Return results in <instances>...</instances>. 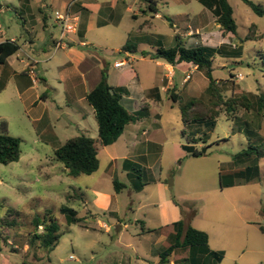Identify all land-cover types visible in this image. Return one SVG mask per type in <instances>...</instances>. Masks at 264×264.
Masks as SVG:
<instances>
[{"label": "rangeland", "instance_id": "obj_1", "mask_svg": "<svg viewBox=\"0 0 264 264\" xmlns=\"http://www.w3.org/2000/svg\"><path fill=\"white\" fill-rule=\"evenodd\" d=\"M50 1L30 0L26 11L21 6V0H0V23L4 29L10 28L19 34L25 20H28V13L41 20L43 15L39 7L43 3L42 8H46L49 23L52 25L54 11L60 7L51 6ZM157 1L162 18L152 19L153 28L149 33L137 38L133 36L128 42L125 30L136 27L142 19L134 21L132 18H123L120 24L112 23L93 29L89 34V45L82 47L93 51V59L95 53L105 56L108 67L103 69L111 83L129 87L130 94L127 96L130 98L124 102L129 110L139 109L144 105L142 99L145 89L157 85L161 94L159 102L153 96L147 95L151 100L149 115L127 126L124 138L113 147H100L99 168L94 173L71 176L64 163L55 158V149L67 139L83 133L97 137L98 125L95 115L87 110L90 104L80 99L85 86L80 84L73 89L72 81H59L58 76L65 73L55 65L62 62L63 58H49V42L40 45L43 50L39 56L43 60L37 91L48 94L46 115L41 121L32 120V113L40 107L32 108L31 111L24 108L13 87L14 83H7L0 88V132L1 120L4 119L7 121L8 133L19 137L22 147L19 160L8 164L0 163V245L4 246L3 228L7 227L10 231L8 235L13 244L17 245L15 247L24 250L27 247V235L34 229L32 220L36 216L43 218L47 211L53 213L63 232L59 244L49 255L39 253L44 256L40 260L26 250L12 251L11 246L7 245V251L0 253V259L3 261L5 257L7 264H78L76 260L70 259L71 254L85 262H92L94 256L107 259L113 251L118 250L131 254V247L143 244L138 237L142 228L134 220L146 219L147 226L158 227L160 203L166 198L167 213L172 215L171 204L168 202L172 196L180 204L178 210L182 206L187 216L192 211L196 212L191 225L211 234L213 246L218 242L224 248L226 256L222 264H264V233L259 229V224L264 226V154L257 165H252L249 161L245 164L233 163L234 155L246 148L251 141L264 150V113L260 116L256 114V107L246 109L239 105L238 110L232 113L234 116L223 111L210 129L197 124L193 128L188 127L182 119L181 107L195 97L205 101L209 99L206 92L209 81L203 71L194 65L193 68L189 67L188 63L177 66L175 78L179 91L173 89V92H178L182 98L174 102L160 82L161 74L166 72L161 65L162 60L143 58L141 52H138L133 55L135 61L132 64H125L120 68L114 66L116 61L125 58L119 49L126 43H139L147 51L148 44L155 42L157 38L153 33H173L174 30L170 29L166 21L172 18V14L187 11L195 13L204 7L197 0L189 5L177 4L171 0ZM228 1L234 9L237 33H230L225 37L227 32H223V35L218 26L212 23L213 33L196 32L192 45H220L224 40L233 46H242L240 56H215L213 74L224 97L245 93L252 100H256L260 93H264V16L255 13L243 0ZM253 1L264 8V0ZM176 24L180 28L186 25L182 21ZM190 24L193 28L198 26L192 22ZM251 25L257 27L256 32L249 39H245ZM187 29L190 28H181L179 32L185 33ZM51 33L56 37L58 35L56 29L51 27L46 31L47 37L49 36L47 40ZM90 42H95L96 45ZM60 54L59 51L57 55ZM133 71L138 75L133 76ZM186 73L190 77L185 84L183 78ZM171 75L174 81V76ZM41 79H48L49 86H45ZM29 85H32L31 82ZM240 120L251 123L253 135L245 133L244 128L240 129V126L244 127ZM143 130L148 134L143 135ZM192 130L199 134H192ZM204 130L206 131L203 132ZM195 137H199L197 143L192 142ZM133 143L136 147H133ZM190 143L202 149L203 155H190L183 148V145ZM111 156L120 158L112 161ZM123 156L132 161L125 170L122 169ZM247 165H252L254 169L257 167V172L254 173L253 170V178L249 183L235 177V172L245 169ZM115 176L124 182H128L127 178L137 179L147 185L141 192L134 191L133 195L127 189L116 193L112 181ZM222 177L224 183L234 178L236 183L232 186L222 185ZM171 179L172 185L169 184ZM98 192L111 196L109 206L116 210L118 217L110 216L98 208L94 200ZM74 193H83L84 201L77 199ZM132 198L135 200L134 210L129 207ZM141 204L143 207L138 208ZM63 206L74 208L77 215L82 217L86 216L87 210L91 211L97 214L93 216L95 220L97 217L110 227L100 229L98 221L89 218L84 219V223L94 224L97 229L86 228L82 222L68 225L65 213L62 212ZM117 218L132 224H129L127 230H121L117 226ZM245 220L253 223L244 225ZM241 225H244L245 231L237 228ZM221 228L228 229L229 234L226 237L215 234ZM175 258L173 256L171 259ZM135 259L136 257L134 261ZM108 260V264H112L113 259L109 257Z\"/></svg>", "mask_w": 264, "mask_h": 264}, {"label": "crops", "instance_id": "obj_2", "mask_svg": "<svg viewBox=\"0 0 264 264\" xmlns=\"http://www.w3.org/2000/svg\"><path fill=\"white\" fill-rule=\"evenodd\" d=\"M171 1L177 4L189 5L192 3L193 0H171ZM21 3H22L21 6L24 7L23 9L28 11V8L30 6L28 5L29 3L23 2V1H21ZM165 3H167V1H165ZM50 4L51 6L60 7V9L56 8V10L54 11V14L56 11L61 12V13H66V12L70 13L72 16H74L77 19V23H78L77 29L73 32H70L68 36L64 39L65 43H67L68 46L66 47L63 46L60 48V50L55 48L54 46L55 40L58 39L57 38L58 36L60 37V28L55 21V17L54 18L52 17L53 19L52 25L49 23V19H48L49 14L46 8H42L43 3H42V6L39 7L43 15L41 20H37L35 18L36 15L32 13H28V20H25L24 22L25 24L22 25L19 34L14 32L10 28L4 29L0 23V42L6 39H11V40H16L21 45L20 49L16 53L7 57L5 63H0V81L2 77L5 76L6 83L4 87L7 85V83L8 84L14 83L13 87L15 88V91L17 95L19 96V99L21 100L24 108L27 107L31 111L32 108H37L38 106L40 107L38 110H35L32 113L34 114L33 119H32L33 121H41L46 115V105L45 104L47 102L46 97L48 96L46 92L41 93L37 91V84L40 81L39 75L41 71V62L43 60L39 56L41 51L43 50V48L40 47V45L49 42L48 46L51 51L50 57H49L50 59L54 57H56V59L63 58L62 62L57 63L55 65L56 68L61 69L62 71H64L63 73H65V74H60V76H58L59 81L60 82L72 81L73 89L78 87V85L83 84L85 86V90L80 99L81 101L86 102L87 93L90 90H92L101 80L103 73H105L103 68L108 67V62L105 56H103L100 53H95V59H93L92 57L93 51H88L87 49L82 48V47H86L89 45L90 32L95 28L100 29L102 27H105L108 24H112V23L120 24L124 20L123 18H132L134 21H139L140 19H142V22L140 24H137L136 27L125 30L127 34V40H128L131 33H132V37L135 36V38L141 37L142 34L149 33L150 30L153 28L152 19L162 18L161 14L159 13L158 5H157L158 11L152 12L151 10H148V7H147L148 2L146 0H51ZM201 4L204 7L198 12L191 13L187 11L183 13H175V14H172V18L166 19V21L168 22V25L170 26V29L174 30L173 33H167V34L153 33L154 35L155 34L157 35V38L155 42L148 44L149 50H147V52L153 51L160 44H163L164 46L174 45L176 35L180 36L182 39L184 37L183 41L185 42L186 45H192V39L194 38L193 35L196 32L204 33L203 31H206L208 32V34L213 33L211 31V29H213L212 23H215L223 34V30L220 28V25L217 23L216 16L214 15V13L209 8H207L203 3ZM1 10H2V5H0V11ZM127 16H130V17H127ZM178 21H182L186 23V25L182 26L181 28H190V29H187L185 33L179 32L181 28L179 24H176V22ZM11 22L14 23L12 20ZM191 22L198 26L193 28L190 24ZM51 27H54L56 29V31L58 32V35L56 37L53 33H51L52 35L50 39L47 40L49 36L47 37L46 31H48ZM229 34L230 33H227L225 37H228ZM143 36H146V35H143ZM186 38H189L190 40H186ZM223 42H226V41L223 40ZM90 44L96 45L95 42L94 43L90 42ZM203 44L210 45V46H219V45H212L208 43H203ZM25 47H28L30 50L29 49H28L29 51L26 50ZM137 47H138V51L136 53H131L128 51H125L124 53H122L120 52L121 49H119V52L125 56V58L120 61H125V64H132V62L135 61L133 55L143 50H146V48H143L141 44L139 43H137ZM59 51L61 52V54L58 56L57 54ZM141 55L143 58H150L149 56H144L142 53ZM150 59L157 60V59H152V58ZM115 63H114V66H115ZM180 64H184V63H180ZM161 65L163 66L164 71H166L161 74V79H160L163 89L166 90L169 87H176L177 91H179L178 86H177V80L175 78V71L178 65L173 66L164 61H161ZM188 65L189 67L193 66L192 64H188ZM121 66H115V68H120ZM71 68L72 70H70ZM69 70L70 72H68ZM31 71L36 72L37 74L36 77L31 73ZM47 72L48 70H46V73ZM132 73H133V76L138 75L136 71H133ZM171 74H173L174 76V81H172L173 77ZM188 74L186 73L183 78V83L185 84L188 81V80H185ZM107 78H108V82L113 86L124 85V84L117 85V84L111 83L110 77L108 76V74H107ZM41 80L43 81L45 86H49L48 79L47 80L41 79ZM30 82L32 85H29ZM124 86L128 89L129 91L128 94H130L129 87H127L126 85ZM153 87L159 88V86L157 85ZM153 87H150L143 91V99H142L143 103L145 102L150 103L151 100H150V97L147 96V91H149ZM128 94H126L123 97V103L130 98V96H127ZM158 94L160 95V99H161L160 91L158 93L154 92L151 94V96L154 97L153 99L156 102L160 101V100H156V95ZM41 95H46L45 99H42V101H41ZM77 101H79V99ZM89 106L87 109L88 112L89 113L92 112L94 114V110L92 106L91 105ZM135 110H138V109H135ZM131 111H134V110H131ZM129 125L130 124H128L127 126ZM127 126L125 127L123 134L118 138L116 142H114L113 144L107 145V146H102V147H113L114 144H116L119 140L124 138ZM142 134L146 135L148 133L146 130H143ZM133 147H136L135 143H133ZM114 153L117 154V152H114ZM118 158L120 157L111 156L112 161L113 160L117 161ZM122 158L124 160L122 163V169L125 170L126 169L125 159H129V158L126 156H123ZM115 177H113V179ZM127 179H128V182L122 181L126 185L121 190L127 189L129 190L131 195H133L134 191L135 192L143 191L145 186L147 185L146 183L144 186H142L141 185L142 182L138 181L137 179H129V178ZM113 186H114V183H113ZM114 190L116 193L121 192V190L116 191L115 186H114ZM110 197L111 196L109 194L98 192L94 200L97 203L98 208L102 209L104 213H108L110 214V216H117L116 210H112L111 206H109L108 201ZM174 200L176 199L172 196L171 200L168 201L171 204L170 209L172 211V215H169L167 213V199L164 198V200L160 203L161 206H160L159 217H158L160 224L158 227L147 226L148 222L146 219H135L134 220L136 224H140L142 228V232L138 234L139 235L138 237L140 238V241H142L143 244L140 245L139 247H133V248L131 247V250H132L131 254L126 253L124 250H118L115 252L113 251L111 255L107 257V259L96 258L94 256L92 258L93 259L92 262L82 261L75 254H71L70 259L76 260L78 264H108L109 257H111V260L113 259L112 264H160L159 263L160 254L163 251V249L167 247V245L169 244L168 236L171 232H173L172 227H170L169 225L172 224L173 222H176L182 219L183 213L185 216H187L182 206L180 210L177 209V207L180 206V204L179 203L176 204ZM82 201H84V199ZM134 203H135V200L132 198L131 204L129 206V207H132L131 208L132 210H134V206H135ZM142 207L143 205L141 204L138 208H142ZM134 214L136 215V211ZM96 215L93 214L91 211L87 210V214L84 217L85 219L89 218L90 220V219H94L93 216H96ZM79 217H82V216H79ZM95 218L96 220L95 219L94 220L98 221V226L100 227V229L102 228L108 229L110 227L109 224L106 223L105 221L98 219L97 217ZM193 218L194 217L192 216L190 220L188 221L190 224ZM117 219H118L117 226L121 230H124V229L127 230L129 228V224H132V223H128L127 221H123L120 218H117ZM81 222H78V223H81L86 228L97 229V226L94 224H90V223L85 224L84 220H82ZM251 223L253 222H250L248 220L243 221L244 225H249ZM244 225H241L237 228L242 229V231H245ZM260 225L261 224H259V229H260ZM260 231L264 233V231H262L261 229ZM3 232L5 234L4 236L5 243H4V246L0 245L1 254L2 252L7 251L8 249L7 245L12 246L13 244L11 237L8 235L10 232L9 229L7 227H4ZM228 232H229L228 229L221 228L217 230L215 234H217L220 237H226L229 234ZM154 236L156 238L153 239ZM215 243H217L215 244L216 246H213L212 236L210 234L209 235L210 248L215 251H223L224 253L223 258L221 260V264H222L223 259L226 256V252L224 248H222L221 244H218V242H215ZM153 244H155L156 246H153ZM127 247H129V244H127ZM21 250L22 251L26 250L28 254H33L31 252H28V245L27 247H25L24 250L23 248H20V252ZM39 253L42 254V252H39ZM72 255H73V258L71 257ZM33 256L34 258L38 260H40L39 259L40 257L41 259L44 258V256H40V254H39V258L36 257V255L34 254ZM173 256H176V258L171 259ZM134 257H136L135 261H134ZM187 257H188V251L186 250L174 251L172 255L170 256V264H190L189 261L185 260V258ZM5 260H7L5 257L3 261L0 259V264H7Z\"/></svg>", "mask_w": 264, "mask_h": 264}, {"label": "trees", "instance_id": "obj_3", "mask_svg": "<svg viewBox=\"0 0 264 264\" xmlns=\"http://www.w3.org/2000/svg\"><path fill=\"white\" fill-rule=\"evenodd\" d=\"M23 2H29L30 0H21ZM46 1V0H43ZM148 2V10L157 12V1L146 0ZM207 8H209L216 16V21L220 25L223 32L236 34L237 23L234 17V9L228 0H199ZM253 11L259 15L264 16V8L260 3H256L253 0H243ZM256 26L251 25L250 32L245 39H249L253 32H256ZM132 39V33L129 36L128 42ZM21 45L16 40L6 39L0 42V63H5L7 57L16 53L20 49ZM136 53L138 51L137 44L126 43L120 50ZM144 56H149L152 59L162 60L173 66L180 63H188L195 65L197 69L204 72L208 78V86L206 92L209 95L208 101L202 98H192L181 107L182 119L188 127H192L197 124L203 125L206 128H212L216 120L221 116V113L225 111L228 115H232L238 110V106L241 105L246 109H252L256 107V114L262 116L264 113V93H260L256 100H252L249 94L242 93L240 95L224 97L221 90L216 85V78L214 77L213 61L215 56L221 55L223 57L240 56L242 53V46H233L229 42H223L219 46H210L204 44L186 45L183 39L176 35L175 44L172 46L158 45L153 51L147 52L141 51ZM264 75V68L262 70ZM6 83V77L3 76L0 81V88L4 87ZM176 87H169L167 93L169 98L174 102L180 101L182 96L178 92ZM128 89L124 85L113 86L108 82L107 74L103 73V76L99 83L90 90L86 99L94 110V115L98 125V136L92 137L85 133L76 135L66 140L64 144L55 149V158L64 163L67 172L71 176H79L82 174L90 175L97 171L99 168V149L102 146L113 144L123 134L125 127L128 124L137 122L143 118H146L150 113V104L145 102L144 105L138 109L131 111L123 103V97L128 94ZM154 92H159L158 87H153L147 91V95H151ZM46 95H41V99H45ZM156 100H160V95H156ZM195 106V108H194ZM197 106V108H196ZM237 115H235V118ZM238 118V117H237ZM240 123L244 125L245 133L253 135L254 129L251 128V123L248 120H240ZM1 132H0V163L8 164L13 161L19 160L22 154L21 139L13 136L7 131V121L1 120ZM194 127V126H193ZM192 127V128H193ZM260 123L258 122V128ZM205 128V129H206ZM204 130L203 132H205ZM194 135H198V131H190ZM199 137L193 138L194 143H197ZM192 156H202L204 151L192 145H183ZM262 152V153H261ZM264 150L260 149L254 142H249L246 148L234 155V164L240 162L245 164L257 165L260 157L264 154ZM130 159H125L126 168L128 169ZM252 165H247L243 170H237L235 172L236 178L243 179L246 183L252 181V172H257ZM239 172V173H238ZM129 174V173H128ZM223 176V174H221ZM258 175V174H257ZM222 185L232 186L236 182L235 178L227 180V183L223 182ZM113 183L116 191H120L125 187V183L120 181L117 177L113 179ZM144 186L145 184H141ZM74 196L79 200H83V193H74ZM71 198V197H69ZM176 204L178 202L174 200ZM62 212L65 213L67 224H73L81 222L85 217H79L77 211L69 206H63ZM196 214L192 211L188 216L183 213V218L173 222L169 226L172 227L173 232L168 236L169 244L163 249L160 254V264H170V256L174 251L186 250L188 251V257L185 258L190 264H221L223 258V251H215L209 246V235L206 231L198 229L192 226L188 221L192 216ZM34 229L30 231L26 238V244L28 245V252L33 253L39 258V252L50 254L56 246L59 244L63 232L60 230V226L56 217L51 212H46L43 218L36 216L32 222ZM42 227V228H40ZM42 229V230H40ZM260 229L264 231V226L260 225ZM11 250L18 252L20 249L15 247V243L12 244ZM41 259V257L39 258Z\"/></svg>", "mask_w": 264, "mask_h": 264}, {"label": "built area", "instance_id": "obj_4", "mask_svg": "<svg viewBox=\"0 0 264 264\" xmlns=\"http://www.w3.org/2000/svg\"><path fill=\"white\" fill-rule=\"evenodd\" d=\"M55 21L57 23V25L60 28V37L58 39L55 40V48H61L63 46H68L67 43H65L64 39L68 36V34L70 32H73L77 29V19L72 16L70 13H61L56 11L55 12ZM125 61H118L115 63V66H121L124 65ZM31 73L36 77V72L35 71H31ZM190 77V74H188L185 78V80H188V78ZM42 228V227H40ZM73 258V255L71 256Z\"/></svg>", "mask_w": 264, "mask_h": 264}, {"label": "water", "instance_id": "obj_5", "mask_svg": "<svg viewBox=\"0 0 264 264\" xmlns=\"http://www.w3.org/2000/svg\"><path fill=\"white\" fill-rule=\"evenodd\" d=\"M169 184H170V185H172V184H173V180H172V179L169 181Z\"/></svg>", "mask_w": 264, "mask_h": 264}]
</instances>
